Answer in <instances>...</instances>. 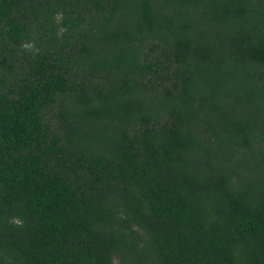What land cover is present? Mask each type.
Instances as JSON below:
<instances>
[{"label": "trees", "instance_id": "trees-1", "mask_svg": "<svg viewBox=\"0 0 264 264\" xmlns=\"http://www.w3.org/2000/svg\"><path fill=\"white\" fill-rule=\"evenodd\" d=\"M0 264H264V0H0Z\"/></svg>", "mask_w": 264, "mask_h": 264}]
</instances>
